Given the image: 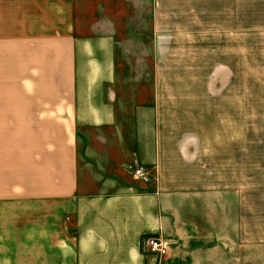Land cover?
I'll return each mask as SVG.
<instances>
[{"label":"crops","instance_id":"0c3cea01","mask_svg":"<svg viewBox=\"0 0 264 264\" xmlns=\"http://www.w3.org/2000/svg\"><path fill=\"white\" fill-rule=\"evenodd\" d=\"M241 28L264 0H0V264H250L224 92L180 59Z\"/></svg>","mask_w":264,"mask_h":264},{"label":"rangeland","instance_id":"374dc122","mask_svg":"<svg viewBox=\"0 0 264 264\" xmlns=\"http://www.w3.org/2000/svg\"><path fill=\"white\" fill-rule=\"evenodd\" d=\"M245 14L241 12V16ZM243 23L246 21L242 18L240 24ZM240 31L238 36H198L204 44L195 42L193 52L181 54L180 59L198 58L203 66H211L207 90L213 95L224 92L223 110L207 118L210 131L206 132L207 137L202 134V139L222 141L223 150L227 141H233L234 150L238 151L241 215L249 207L252 217L248 220L249 232L241 228L240 234L245 232L246 236L261 239L260 243L241 245L240 257L242 261L246 256L250 264H264V32L258 34L262 31L257 29V35H246L243 34L246 29ZM179 55L176 52L177 59ZM232 94L234 105L229 99L227 106L225 97L230 98Z\"/></svg>","mask_w":264,"mask_h":264},{"label":"built area","instance_id":"2783aa9c","mask_svg":"<svg viewBox=\"0 0 264 264\" xmlns=\"http://www.w3.org/2000/svg\"><path fill=\"white\" fill-rule=\"evenodd\" d=\"M148 172L140 166L134 167L132 170V177L140 181H147ZM145 252L154 255L159 258L165 254V245L164 243L155 236H147L144 239Z\"/></svg>","mask_w":264,"mask_h":264}]
</instances>
